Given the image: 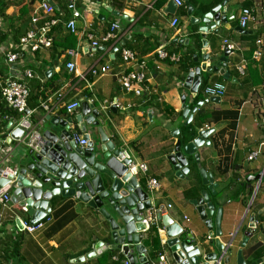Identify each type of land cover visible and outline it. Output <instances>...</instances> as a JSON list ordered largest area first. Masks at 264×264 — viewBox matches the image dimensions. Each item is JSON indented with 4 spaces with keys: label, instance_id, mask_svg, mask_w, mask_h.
<instances>
[{
    "label": "crops",
    "instance_id": "1",
    "mask_svg": "<svg viewBox=\"0 0 264 264\" xmlns=\"http://www.w3.org/2000/svg\"><path fill=\"white\" fill-rule=\"evenodd\" d=\"M43 1L0 0V28L3 27V33H10L19 27L29 28L35 10ZM189 1L193 11L187 4L177 7L174 0H77L83 14L78 21L79 34H70L61 24L55 30L51 49L26 54L11 67L0 55V75L5 79L9 73L19 77L26 70L33 71L36 78L27 81L31 91L30 110L35 109L52 91L63 90L67 101L79 100L83 104L88 98L96 99L97 108L105 101L111 103L117 100L123 109L109 107L103 113L106 135L117 149L128 152L135 164H147V177L156 178L162 187L156 194V201L172 205L167 215L196 238L208 237L211 234L209 231L199 232L204 222L193 205V201L202 198L203 191L208 192L216 208L212 218L214 231L217 229V211L222 209L221 239L227 244L231 236H235L228 252L231 264H240V260L244 264H264V0ZM53 3L57 8V17L63 22L68 21L71 15L64 0H53ZM219 6L223 7L222 12L228 22L221 23L217 36L209 33L204 38L209 42L207 51L218 62L217 55L224 56L221 51L223 39L234 42L238 50L226 57L230 72L228 79L219 73L211 74L207 79L202 76V86L222 80L227 88L224 97L205 96L195 103L196 96L184 85L189 72L202 63L204 45L199 28L204 25L193 21ZM244 8L252 11L254 19L242 30L239 17ZM174 18L179 19L176 29L171 27ZM115 22L120 23L126 33L122 45L136 51L139 61L146 63V85L150 93L142 97L124 93L118 87V74L129 71L131 67L123 63L119 53L110 58L112 44L100 43L94 48L83 37L86 31L99 40ZM257 32H260L259 41L262 43L258 57V44L251 40ZM11 42L14 41H7ZM69 50L77 53L75 61L79 72L88 73L92 67L100 69L107 64L110 65V72L104 77H93L88 73L87 78L92 84L90 88L66 70ZM159 50L177 54L180 61L160 58ZM251 50H255L252 57ZM196 56L197 63L194 61ZM238 66H244L245 75L239 73ZM183 97L190 110L187 115L184 114ZM41 112L33 115V120ZM81 112L82 109L76 115ZM69 118L64 110L57 115L59 120ZM194 123L196 137L202 129L212 130L205 139L209 146H203L198 153L199 163L211 175L213 184L205 185L194 156L188 157L190 171L185 178L178 177L168 161L175 151L182 128ZM88 132L94 141L96 131L91 128ZM11 145L15 147L17 142L13 140ZM257 150H261L260 155L249 162L248 157ZM258 175H261L260 180H250V177ZM136 177L140 186L146 189V177L141 172ZM177 202L181 204L180 209ZM48 208L51 213L40 218V226L32 223L33 215L13 203L6 209L0 207L1 263L115 264L113 256L119 255V251L109 248L113 245L111 226L99 210L74 198L64 197L53 198ZM192 208L198 215L190 221L185 212ZM252 216L255 217L256 229L249 235L247 231ZM18 218L39 226L33 233H28L19 228ZM161 226L164 231L158 236L159 249L162 253L166 251L175 264L170 246L166 244V227L162 223ZM149 233V230L141 233V242L150 263L157 264L160 252L150 243ZM99 243H104L105 249L96 257L87 259L91 252L98 249Z\"/></svg>",
    "mask_w": 264,
    "mask_h": 264
},
{
    "label": "water",
    "instance_id": "2",
    "mask_svg": "<svg viewBox=\"0 0 264 264\" xmlns=\"http://www.w3.org/2000/svg\"><path fill=\"white\" fill-rule=\"evenodd\" d=\"M184 1L189 10L193 11L190 1ZM222 8L219 6L213 9L201 19H192L193 22L204 25L203 28H199L204 45L202 63L189 72L184 85L193 96H197L202 86V76L207 79L211 74L219 73L224 79L230 77L226 58L230 53L224 52V56L218 54L219 61L216 62V59H213L207 51L209 42L204 40L209 33L217 36L221 23L228 22ZM189 42L187 40L186 44L189 45ZM194 61L198 62L197 56ZM182 101L185 105L186 98L183 97ZM200 106L198 105V107ZM184 108L186 109L184 114L187 115L190 110L187 105ZM103 113L104 111L98 108H91L86 102L83 104L81 115L74 119L58 120L37 114L32 122L35 127L34 132L38 137L31 139V147L25 145L28 148L26 155L17 164H12L13 154L18 151L15 150L9 156L11 170L0 164V190L6 185L12 186L11 202L33 215L32 223H39L40 218L51 213L48 204L55 197L74 198L81 201L93 209L99 210L102 216L109 221L113 239L110 249L122 250L130 260V264H150L146 263V258L140 255L143 247L138 245L141 240L139 233H142L146 228L142 217L139 216V211L143 208L146 210L150 208L148 193L145 188L140 186L136 174H134L137 173V170L130 167L134 163V159L128 152L117 149L106 135ZM47 123L53 129L60 128L61 132L57 133L56 130L44 132L42 127ZM75 123H77L78 131L87 132L85 137L89 143L84 149L78 148L73 141L71 126ZM91 128L98 131L102 138L101 153L105 163L96 160V146L91 139V134L88 133ZM211 133L210 129L200 131L198 137L185 147H182L180 140L177 141L175 151L169 156L168 161L177 172L178 177L185 178L189 174L188 157L194 156L205 185L213 184L211 175L199 163L198 153L203 146H209V142H205V139ZM20 134L21 131L13 133V139ZM259 179H261V175L250 177V180L258 181ZM105 202L113 208L119 221L106 211ZM141 203H143V207L140 205ZM193 205L211 234L201 239L196 238L193 233L184 236L182 226L175 223L169 216H164L162 222L166 227L167 243L173 258L180 264H231V256L228 252L235 236L231 237L227 244L221 239L222 209L217 211L218 220L215 232L212 218L216 208L211 202L208 192L203 191L202 198L193 201ZM16 222L22 229L20 218ZM255 229V217L252 216L247 233L251 235ZM105 247L104 243H99L98 249L91 252L87 259L96 257ZM133 248L139 255L132 252ZM139 259L141 260L139 261ZM239 263L244 264L241 260Z\"/></svg>",
    "mask_w": 264,
    "mask_h": 264
},
{
    "label": "built area",
    "instance_id": "3",
    "mask_svg": "<svg viewBox=\"0 0 264 264\" xmlns=\"http://www.w3.org/2000/svg\"><path fill=\"white\" fill-rule=\"evenodd\" d=\"M66 10L70 13V18L68 21L63 22L60 18L57 17L56 12L57 8L53 3V0H44L40 3L38 9L35 10L33 17L30 21V29L28 32L20 38L18 44L15 45H8V44H0V53L4 58V62L8 66H14L19 60L23 58L26 54H34L38 53L42 50H49L53 47V43L55 40V28L59 27L63 24L66 30L70 34H79L78 32V21L82 19L83 14L79 10L77 0H64ZM177 7L185 6L184 0H174ZM253 13L250 9H242L240 11L239 17V26L242 30H245L248 27V24L251 20H253ZM179 25V19L174 18L171 22V27L176 29ZM1 35V31H0ZM126 33H124L123 28H121L120 23L115 22L110 25L109 30L103 37L99 40H95L94 36L84 31L83 37H86L89 42H91L92 47L97 48L100 46V43L112 44L109 52L110 58L115 56V54L119 53L120 58L123 63L127 66H130L131 69L129 71H123L118 74L117 85L121 89L122 92L127 94H132L136 97H142L145 94L150 93L149 87L146 85L147 81V67L144 61H139V54L129 48H126L122 45V40L125 38ZM129 38V37H128ZM258 49L256 52V56L261 55V41L257 42ZM12 46H15L12 49ZM238 50V46L228 40L223 39L221 43V51L234 53ZM69 61L66 62L65 68L66 70L74 74L76 79L79 82H85L92 88V84L89 82L87 75L88 73L93 77H104L110 72V65H103L100 69L92 67L88 73L79 72L77 63L75 61V57L77 55L76 51L69 50L67 52ZM158 55L162 59H169L174 62H179L180 57L175 53H168L165 50H159ZM12 69V68H11ZM10 69V70H11ZM239 73L245 75V68L244 66L237 67ZM36 77L32 70H26L22 75L19 77H14L10 73L8 77L3 79L0 75V102L5 105L12 113L14 112L15 116H10L2 112L0 108V123L4 122L6 125L2 129V133L0 134V164L4 166V168H9L10 170L12 167L9 165V156L14 153L15 150L19 151L18 145H28L31 147V139L37 138L36 133L34 132V123L33 115L37 112L42 111L41 114L43 116H50L52 119H57V115L61 110H64L67 116L71 118L75 116V118L79 117L78 111L83 108L82 101L79 100H72L67 101L66 93L61 90L57 92H50L45 95L39 105L30 110L29 107V100L31 96V91L28 86L27 81L34 80ZM226 86L223 83H213L208 84L205 88V95L211 98H222L226 94ZM87 103L93 109H96V99L88 98ZM110 104V105H109ZM109 107H113L116 109H123V107L118 103L117 100H114L111 103L105 101L104 103L100 104L98 107L99 110L107 112ZM82 113V112H81ZM70 119V118H69ZM74 119V118H73ZM59 120V119H58ZM72 130V137L73 141H75L76 145L80 149H84L87 147L89 140L86 139V133H80L76 128L75 124L71 126ZM210 129V128H207ZM16 131H21V134L13 139L12 135ZM89 133V132H88ZM84 134V135H83ZM91 134V133H90ZM92 139V137H91ZM15 140L17 145L12 147L11 142ZM261 150H257L253 152L249 157L248 161L252 162L258 158L260 155ZM60 167V164H58ZM132 169H136L137 173L135 176L141 172L146 177V191L148 193V201L150 202L151 206L148 210L142 209L139 211V216L142 217V222L145 224L146 228L143 232L155 227L158 233H162V219L166 216L169 209L172 208V205H164L163 203L156 201V194L160 191L161 184L160 182L154 177H147V173L149 168L147 164L140 163L135 164L133 163L130 166ZM12 186L6 185L2 190H0V207L2 209H6L9 207L12 197ZM143 207V203L140 204ZM21 208V207H20ZM21 220V230H25L28 233H33L36 231L37 227L41 224L33 225L29 223L27 220ZM187 220V218H186ZM183 232L189 233V231L182 227ZM142 232V233H143ZM141 238V233H139ZM159 235V234H158ZM231 237H234L232 235ZM167 244V241H166ZM138 245H142L140 243ZM232 245V244H231ZM230 245V246H231ZM143 250L140 255L143 258H146V263H150L149 259L146 257V249L142 245ZM119 255H114L113 260L115 264H130V260L126 257L122 250H118ZM135 254H138L135 249ZM124 255L125 257H122ZM121 256V257H119ZM141 259H139L140 261ZM175 264H180L175 258H172ZM157 264H173L171 259L168 256V253L165 251L159 255V259L156 260ZM0 264H3L0 262ZM140 264V263H139ZM152 264V263H150Z\"/></svg>",
    "mask_w": 264,
    "mask_h": 264
},
{
    "label": "trees",
    "instance_id": "4",
    "mask_svg": "<svg viewBox=\"0 0 264 264\" xmlns=\"http://www.w3.org/2000/svg\"><path fill=\"white\" fill-rule=\"evenodd\" d=\"M58 27H56L54 30H56ZM30 29L29 28H24V29H16L14 28V30L10 33H6L2 31V29L0 28V31H1V35H0V44H8V45H15V44H18L19 41H20V38L25 35L28 30ZM56 32V31H55ZM259 37H260V32H257L254 37L252 38L251 37V40L253 43H256L259 41ZM10 38V39H9ZM9 40H12L14 42H11V43H7V41ZM15 46H12V49L14 48ZM255 50H251V53H250V57H252V53L254 54ZM249 58V57H248ZM251 59V58H249ZM0 74H2V72L0 71ZM219 82H223L222 80H217ZM51 85L53 84V81L50 83ZM54 86V85H53ZM207 86V83H205L201 89L199 90L197 96H196V100H195V103L202 100L206 95L204 93L205 91V88ZM49 88V87H48ZM53 92V91H52ZM42 94L44 95L45 94V91L42 92ZM45 98V96H44ZM0 108L2 110V112L5 114H8L10 116H15L14 112L12 113V110L10 111L5 105H3L1 102H0ZM199 117L201 116V112L198 114ZM198 121H196L197 123ZM199 124V122H198ZM6 124L4 122L0 123V134L2 133V129L3 127L5 126ZM195 123L194 124H188L186 125L185 127L182 128L181 132H180V136H179V140L181 141V144H182V147H185L186 145H188L190 142H192L194 140V138L196 137L197 135V131L195 129ZM188 195V193H187ZM149 232H152L153 233V245H154V248L158 250V252H160L159 254L162 253V251L159 249V237L157 235V229L155 227H152ZM106 256V255H104Z\"/></svg>",
    "mask_w": 264,
    "mask_h": 264
},
{
    "label": "rangeland",
    "instance_id": "5",
    "mask_svg": "<svg viewBox=\"0 0 264 264\" xmlns=\"http://www.w3.org/2000/svg\"><path fill=\"white\" fill-rule=\"evenodd\" d=\"M1 28H3V27L1 26ZM19 29H23V28H20V27H19ZM0 55H1V53H0ZM105 129H106V127H105ZM42 130H43L44 132L47 131V130H53V131L56 130L57 133H60V132H61V129H60V128H55V129H53V128L51 127V125L48 124V123L42 127ZM106 131H107V130H106ZM93 139H94V143H95V146H96V160L99 161V162H101V163H105L106 161L103 159V154L101 153L102 138H101V136H100V134H99L98 131L94 134V138H93ZM27 152H28V148H27L25 145H21L20 148H19V151H16V152L13 154V159H12V162H13V163H12V164H17V163L21 160V158L24 157V156L26 155ZM28 161H29V158L27 159V162H28ZM175 201H176V200H175ZM177 204H178V207H179V209H180L181 204L178 203V202H177ZM104 208H105L106 211H107L108 213H110V214H111L116 220L119 221V219H118L117 215L115 214L113 208L110 207V206L108 205L107 202H105V206H104ZM192 210H193V211H192ZM192 210H191V211H190V210H186V212H185V214H186L188 217L191 218L190 221L193 220L194 216L198 215L197 212H195L194 208H192ZM201 220H202V219H201ZM189 224H190V223H189ZM185 226H186V225H185ZM186 227H187V226H186ZM187 228H188V227H187ZM200 230H201V232H200ZM202 230H204L205 232H208V231H209L208 228L205 227L204 223H203V226H201V228L199 229V232H200L201 234L203 233ZM195 232L198 233V230L195 229ZM148 235L150 236V243H152L153 238H154L153 233L150 232Z\"/></svg>",
    "mask_w": 264,
    "mask_h": 264
},
{
    "label": "clouds",
    "instance_id": "6",
    "mask_svg": "<svg viewBox=\"0 0 264 264\" xmlns=\"http://www.w3.org/2000/svg\"><path fill=\"white\" fill-rule=\"evenodd\" d=\"M186 4V3H185ZM222 52H224V51H222ZM218 83H223V82H218ZM224 84V83H223ZM199 92V91H198ZM207 129V128H206ZM206 129H202V130H206ZM201 130V131H202ZM197 138V137H196ZM195 139V138H194ZM260 180V179H259ZM166 216H168L167 214H166ZM162 224H163V222H162ZM161 226V225H160ZM164 227V226H163ZM150 230V229H149ZM159 233L157 232V235H158ZM159 236V235H158ZM233 243V242H232ZM231 248V247H230Z\"/></svg>",
    "mask_w": 264,
    "mask_h": 264
}]
</instances>
